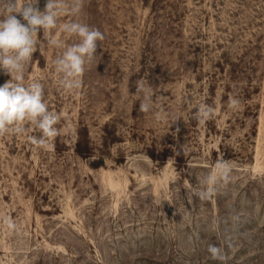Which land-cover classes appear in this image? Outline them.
<instances>
[{
    "label": "rangeland",
    "instance_id": "374dc122",
    "mask_svg": "<svg viewBox=\"0 0 264 264\" xmlns=\"http://www.w3.org/2000/svg\"><path fill=\"white\" fill-rule=\"evenodd\" d=\"M71 20L105 38L70 94L64 49L38 33L24 83H42L59 135L48 149L0 136V217L16 223H0V264H221L209 243L223 264H264V0H84ZM221 159L230 183L196 198Z\"/></svg>",
    "mask_w": 264,
    "mask_h": 264
},
{
    "label": "clouds",
    "instance_id": "9594fccd",
    "mask_svg": "<svg viewBox=\"0 0 264 264\" xmlns=\"http://www.w3.org/2000/svg\"><path fill=\"white\" fill-rule=\"evenodd\" d=\"M83 7L84 0H46L42 11L39 0H0V69L11 76L9 81L0 86V136H27L28 142L37 149H48L51 141L59 135L56 125L60 116L49 110L42 83L34 79L25 84L24 73L40 44L38 33L43 30L50 47L64 49L52 62L60 77L59 84L70 94L82 88L86 66L96 57L97 43L104 40V34L80 20L63 24H58V20L65 14L78 16ZM53 30H58L61 38H56ZM64 38H75L76 42L66 46ZM137 92L144 93L140 112H150L153 105L151 91L137 83ZM238 104L235 98L230 100L232 108H237ZM213 116V107L201 104L195 119L205 123ZM32 129L38 134L29 135ZM231 176L230 164L218 160L213 169L198 181L201 187H194L193 195L208 201L217 194L218 185L230 183ZM0 223L10 231L16 229L15 221L8 216L0 217ZM207 252L212 260L220 261L221 264L226 259L224 249L215 244L209 243Z\"/></svg>",
    "mask_w": 264,
    "mask_h": 264
}]
</instances>
